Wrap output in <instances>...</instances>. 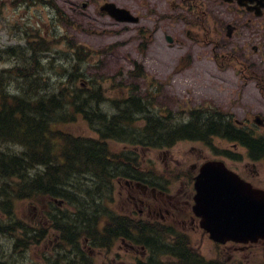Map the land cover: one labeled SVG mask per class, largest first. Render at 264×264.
<instances>
[{
	"label": "rangeland",
	"instance_id": "obj_1",
	"mask_svg": "<svg viewBox=\"0 0 264 264\" xmlns=\"http://www.w3.org/2000/svg\"><path fill=\"white\" fill-rule=\"evenodd\" d=\"M58 1L60 7H63V11L67 15H76L68 10L67 4L69 0ZM103 1L105 0H80V5L76 8L78 20L76 19L75 29L61 23L59 25H51L54 28L53 33L57 37L59 34L64 33H68L69 36L67 42L51 41V52H43L38 56L39 60L45 65L47 57L53 62L52 66L46 67L47 78L49 79L47 86L49 89L58 88L60 82L68 83L69 78L65 80V77H63L64 71H67L68 73L75 72L77 74V78L69 82L76 87L75 89L91 91L92 87H96L99 90L98 92L104 98L100 108L108 113H113L114 110H117L113 105L123 106L122 102L117 101L118 99L122 97H138L142 101L143 112L134 113L124 107H119L116 112L122 120H125L126 116L131 118V121H129L131 128L129 130L136 134L137 137L145 131L144 128L146 126L144 124L148 116H153L156 119L157 116L166 114L167 117L166 120L164 119V124H169L168 120H174L172 125L174 128L176 127L175 123L178 122L177 120H187L190 115L198 113L200 116L215 109L218 112H231L237 117L248 116L249 111L252 110L253 101L244 100L246 92L236 89V86L240 83L235 77L234 69H223L220 66V44H217L218 36L214 31V27L220 26L219 0H216V3L210 1L212 5L210 4L207 7V9L209 8L208 27L210 34L208 39L203 41L192 37L190 34L188 36L193 39L188 37L186 29L181 28L179 22H175L174 27L170 28L171 26L166 25L164 27L163 24L165 23L160 21L158 22L160 25L152 28L154 20L143 19L147 21L143 22L150 24L147 27L148 29L138 30L136 24L122 26L110 19L106 14L99 12V6ZM114 1L118 5L124 6L133 2V0ZM84 2L87 3L86 7L82 6ZM163 9L162 6H159L155 11L156 13L157 11L163 12ZM34 13H36V16L39 15L41 17L43 13V18L49 23L54 16V11L50 7L41 11L35 7L27 9L25 3L15 6L8 0H0V50L2 52L0 77L3 73L2 69L16 64L14 57H7L10 56L6 52L7 47L11 45L23 47L25 45L24 36L21 32L23 30L17 31V29L27 26L30 23L27 21V17L35 15ZM156 13H153L155 20ZM165 33L175 36L172 43L166 41ZM194 33L195 31L192 34ZM68 50V53H72L71 50H79L78 56H80V60L77 59L74 67L72 66V59L69 61L65 60ZM64 61L65 65L69 66L68 70H65V66L64 68L62 67ZM262 68L264 69V67ZM8 85V78L3 77L0 86L6 88ZM14 86L15 82L10 84L11 88ZM198 107L204 108L205 112L188 113L189 108ZM201 117L204 118L205 116L202 115ZM63 130L75 136H97V133L89 126L88 120L85 116L83 117L82 113L75 115L73 120L65 123ZM106 144L109 145L113 152H119L125 148L135 149V146H133L135 143L128 144L129 147H127L123 140H109ZM211 145L214 147L207 146L200 140L179 139L163 147H138L135 149L137 151L135 155L138 156V161L147 166L145 170L153 169L158 175L165 176L164 174L167 175V172L164 171L166 161L170 164L177 163L188 167L189 163L199 154L211 157L214 153L219 155L215 148L218 150L234 148L233 144L219 137H215ZM0 148L12 152H20L21 150L19 146L10 144L0 145ZM147 158H151L152 161L149 162ZM115 165L118 169L121 168L120 165ZM112 167L113 164L109 168L111 169ZM111 171H113V177L110 184H107L103 178L91 173L75 177L76 180L73 183L79 184L82 190L88 189L90 191V195L83 193L77 195L81 199H85V195L89 197V201H85L86 206L84 208L62 199L59 203H54L53 201L50 202L40 198V200L30 198L33 201L14 202L12 208L18 211V216H16L18 219L24 223L25 221L30 222L37 229L42 225L47 231V236L52 239L58 235L55 229H51L54 218L60 221L61 213H67L69 216L66 219L69 222L77 214L83 213L86 215V210L88 211L90 205L96 206V201L98 205L110 212L128 213L135 206L128 200L124 179L119 177L124 176V173L117 170ZM74 187L77 188L78 186ZM141 206L139 204V207ZM74 207L77 213H74ZM155 218L158 217H149V219ZM160 219L163 220L161 225H168V228L170 225H176L180 228L185 226L181 223L185 219L180 216V212L176 216L167 214L164 219ZM4 221L6 220H1V223H5ZM63 222L62 220L61 223ZM64 228L66 229V227ZM129 231L134 236L139 235L137 228L130 227ZM190 234H192L188 236L190 243L198 249L203 258L216 256V247L213 245V241L209 240L207 236L202 237L198 232H190ZM50 238H47V240ZM47 240L45 239L39 246H35L36 244L30 246V253H27L26 256L28 261L34 259L32 262L34 264L36 261L41 260V255H44V253H41L51 248V243ZM11 241V236H2L0 234V250L7 252L9 256L7 259L10 261L7 264H19L22 259L12 261V259L20 258L21 256L19 253L12 255L10 251ZM126 243L131 244L118 238L110 247L109 255H105L106 251H103V255L96 258V260H104L105 264H133V262L141 259V256L142 259H145L141 252V245L135 244L132 249ZM23 255L22 257H24ZM164 257L161 254L157 258L162 259ZM167 258L171 259L170 257ZM248 258L250 264L258 263V261H254L252 255ZM136 264L140 263L137 262Z\"/></svg>",
	"mask_w": 264,
	"mask_h": 264
},
{
	"label": "flooded vegetation",
	"instance_id": "obj_2",
	"mask_svg": "<svg viewBox=\"0 0 264 264\" xmlns=\"http://www.w3.org/2000/svg\"><path fill=\"white\" fill-rule=\"evenodd\" d=\"M42 1L30 0L29 7H42ZM210 1L216 3V0H133L132 3L121 6L137 15L138 23H141L142 27L150 26L143 22L146 21L143 19L154 20L153 23L151 22L154 25L152 28L160 25L158 23L160 21L165 23L163 26H171L170 28L174 27L175 22H179L181 28L186 29L187 36L190 34L203 41L208 39L210 34L209 8L207 9L211 4ZM219 1L220 26L214 27V31L219 39H217V44H220V66L223 69H234L235 77L240 83L236 89L246 92V97L243 99L252 100L253 106L248 116L237 117L228 111L220 113V124L233 125V129H231L233 132L226 134L224 130V135H220V138L224 141L231 140L230 143L234 148H224L215 157L223 160L240 180L248 184L249 188L264 190V69L262 68L264 67V0ZM68 3L76 9L78 0H69ZM158 5L164 8L163 12L157 11L156 13ZM153 13L157 14L156 20ZM34 14L30 16V21H40L43 25L42 17ZM72 27L75 28V18ZM193 31H195L194 34H192ZM166 35L168 34L165 33V38ZM174 37L171 36L172 39ZM208 159V156L199 154L189 163L188 167L177 163L169 164L166 161L164 169L167 175L165 176L158 175L154 170L144 171L146 166L141 162L139 166L135 167L137 176H129L131 179L124 180L128 200L134 204L135 208L128 213L120 212L118 216L123 222L128 218L137 221V231L140 235L144 232L141 226L143 222L162 223L163 220L160 218L164 219L167 214L176 216L180 212V216L185 219L181 223L185 226L183 228L176 225L170 226L172 231L184 236L186 245H190L188 239V236L192 235L190 232H198L202 237H208V233L201 225V217L196 214L193 208L197 193L195 181L201 164ZM251 189H249L250 193ZM42 200L59 203L50 197ZM74 201L81 204L82 201L89 200L77 199ZM139 204L142 206L139 207ZM97 210L99 219H97ZM86 212V215L77 214L69 222L68 219L63 220L65 213H61L60 221L54 218L51 229H55L58 234L57 237L54 235L55 240L47 236V231L42 225L38 229L31 225L28 231L25 262L32 264L34 261V259L28 261L26 258L27 253H30V246L32 244L39 246L47 238H50L47 241L51 243V248L47 245L49 250L39 252L44 255H41V260L34 264H105L104 260L97 261L96 258L101 257L103 251H106L105 255H109L110 247L116 241L113 239L115 236L129 242L128 236L133 234L129 231L128 224L124 229L104 228L105 219L102 218L106 213L104 207L98 209L95 205H90ZM151 216L158 218L149 219ZM62 220L63 223H61ZM154 233L158 234L157 231ZM33 234L36 236L33 237ZM174 241L178 244L181 243L177 239ZM126 245L134 247L129 243ZM215 245L216 248H219L220 259L218 262L221 260L226 264H250L248 257L252 255L254 261H258L256 264H264V238H259L255 242L227 240L220 244L215 243ZM182 248L183 251L189 253L188 256L191 259L194 255L191 250H196L198 254H201L192 245ZM142 249L141 252L144 255L145 248L142 246ZM167 259V257L161 260L158 258L157 261L162 263ZM137 262H143L142 256ZM137 262H133V264Z\"/></svg>",
	"mask_w": 264,
	"mask_h": 264
},
{
	"label": "trees",
	"instance_id": "obj_3",
	"mask_svg": "<svg viewBox=\"0 0 264 264\" xmlns=\"http://www.w3.org/2000/svg\"><path fill=\"white\" fill-rule=\"evenodd\" d=\"M48 49L49 47H42ZM10 54L14 51L8 48ZM32 48V57L34 56ZM40 50V49H38ZM82 52V51H81ZM24 52H22L23 54ZM14 54V53H13ZM16 55H18L16 53ZM22 57L26 58L25 55ZM30 57V56H29ZM26 58L21 65L10 69L15 79H22L17 83L14 92L9 93L0 87V145H17L21 147L20 152L5 151L0 148V198L19 199L39 193L47 192L54 196L53 189L56 186L62 187L66 181L60 184L61 175L82 174V172L94 169L96 172L104 163L108 164V149H99L95 143L69 134H62L57 125L70 119L79 110L94 109L90 104L92 99L98 96L95 91L83 92L72 87L71 83L60 82L56 91L46 88L45 79L39 77V73H30L27 69V62L33 60L35 66L39 60L37 57ZM24 65L23 67H21ZM1 72V71H0ZM4 72L1 74L3 76ZM10 75H7V77ZM67 77V76H66ZM2 77H0L1 83ZM74 79L70 78V81ZM43 85V88L39 86ZM91 101V102H90ZM137 109H142L139 103L133 102ZM72 114V115H71ZM108 128L109 136L125 137L127 124H114L110 119H99ZM150 122V121H149ZM115 125L116 127H110ZM120 124V123H119ZM116 128V129H115ZM229 127L220 124V118L216 121L210 117H196L194 122L183 124L175 128L179 136L190 134H220L227 131ZM171 127L164 126L160 121L154 124L149 123L145 127L144 138L147 145L156 144L159 140H167L174 135L170 133ZM230 129V128H229ZM110 130L113 132L111 133ZM172 131V129H171ZM173 132V131H172ZM57 134L58 139L54 138ZM205 136H202L203 138ZM37 165L45 167L43 171L31 174ZM61 167L65 169H60ZM63 170V171H59ZM47 185V191L43 188ZM35 195V196H36ZM11 214V213H10ZM19 224L20 220L15 217ZM125 222V221H124ZM106 229H120L123 221L120 217L111 215L105 219ZM129 224H131L129 222ZM23 229V227H22ZM145 229H150L145 225ZM156 229L162 231L161 226ZM25 230L21 232L24 234ZM184 246L183 244H177ZM194 254V253H193ZM187 251L179 253L177 262L162 264H226L217 260H206L194 254L191 259ZM159 264V263H158Z\"/></svg>",
	"mask_w": 264,
	"mask_h": 264
},
{
	"label": "water",
	"instance_id": "obj_4",
	"mask_svg": "<svg viewBox=\"0 0 264 264\" xmlns=\"http://www.w3.org/2000/svg\"><path fill=\"white\" fill-rule=\"evenodd\" d=\"M107 9L118 19L126 18L110 7ZM215 166L219 167L215 172H223L219 162H208L203 166L196 183L201 194L195 210L202 217V226L209 231L210 238L216 241H247L264 237V192L251 190V194L248 185L229 177L221 181L211 179L209 176ZM214 189L216 191L213 192ZM204 190L211 191L208 199L205 198ZM236 191H240V198L235 197Z\"/></svg>",
	"mask_w": 264,
	"mask_h": 264
}]
</instances>
